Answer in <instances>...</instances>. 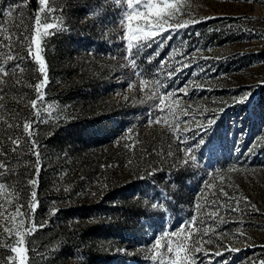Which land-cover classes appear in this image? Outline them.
<instances>
[{
  "label": "rangeland",
  "instance_id": "374dc122",
  "mask_svg": "<svg viewBox=\"0 0 264 264\" xmlns=\"http://www.w3.org/2000/svg\"><path fill=\"white\" fill-rule=\"evenodd\" d=\"M176 2L187 26L133 41V65L126 4L0 0V48L10 37L14 57L0 75V264H19L4 231L18 205L26 264H158L156 240L166 257L183 241L186 264L264 262V0ZM36 16L55 25L41 36V99ZM40 178L50 186L33 200Z\"/></svg>",
  "mask_w": 264,
  "mask_h": 264
},
{
  "label": "snow or ice",
  "instance_id": "6c2138e0",
  "mask_svg": "<svg viewBox=\"0 0 264 264\" xmlns=\"http://www.w3.org/2000/svg\"><path fill=\"white\" fill-rule=\"evenodd\" d=\"M120 4H126V8H122V17H121V25H125L127 27L126 33H124V36L127 40V48L129 52V59L130 62L134 65L135 61L131 59V50L136 47L140 48L143 47V44H134L133 41H143L144 43H147L148 41H151L154 39V37L162 33L165 30L170 29H180L183 27H186L189 23L188 20H179V17L183 15L184 13L182 10H180L177 6L176 0H117ZM49 3V0H40V4L42 6H47ZM19 5H17L18 7ZM41 11H44V7L41 8ZM48 11H54V9L49 8ZM7 15L12 16V11H9ZM138 21L139 23L134 25L133 21ZM55 27L52 23H43L41 22V19L39 16H36L34 21V30L35 35L31 37L30 44L35 45V56L34 59L39 65V71L44 74V80L41 83H38L34 86L38 99L42 98V93H40V89L44 83H46L47 77L45 72V61L43 60L41 56V36L48 35L49 32L48 29H52ZM41 28L44 31H41ZM9 39V44L4 45V48H7L8 51L4 52L3 48H0V75L6 76L9 73V69L4 66L3 61L5 60H12L13 54L11 50V44L13 43L10 39V37H6ZM29 55H32V49L29 46L28 48ZM16 69H19L21 72L23 71V68L20 67L19 64L13 65V68L11 71L15 73ZM19 82V81H17ZM157 86H159V82H155ZM141 87L143 88L144 85L148 84V80L141 79L140 81ZM151 98V97H148ZM249 96L245 95L243 97L237 98L238 103H246L249 100ZM4 99L3 95H0V101ZM164 101L160 100V105H163ZM2 107V105H0ZM31 107L33 109H36L37 107V101L33 100L31 102ZM160 111L163 112V108H160ZM38 114V111H37ZM175 118V117H173ZM162 122V117H156L154 120H150L149 124L152 123H160ZM164 123H168L167 121H163ZM185 123H187L185 121ZM211 123V121H209ZM8 127H12V124L9 123ZM31 122L25 121L23 124V131L25 133H28L29 136H31ZM176 129H179V124L175 125ZM11 143L14 145L12 148L13 152H17L19 149V146L21 144V138H15L11 139ZM199 143V142H198ZM33 146L35 147V142L33 141ZM37 156V170L39 165V153H34ZM0 155H6V153L0 152ZM196 156L193 152L192 148H186L185 149V158L184 163L187 164L189 161L196 162ZM8 170V166L4 161H0V175H3L5 171ZM29 184L35 185L37 183L36 179H30L28 181ZM4 187L3 184H0V189ZM36 196V193L32 192L33 200ZM2 207V205H0ZM22 205H18L16 207L15 213L12 215V220L15 221L16 217H22L17 224H14L13 228L5 227L4 231L6 233H9L10 235L15 232V235L19 237V239L16 241V244L18 246H14L11 248V251L13 253L17 254L19 264H26V251L27 249L23 246L25 244L24 235L28 234L32 231V226L28 228H24L25 221L27 220V215L25 213H22L20 211ZM30 207L34 210L36 207V204L33 202ZM4 215L3 212H0V216ZM7 218V217H6ZM193 219H195L193 217ZM22 229V230H21ZM172 235H176V233H173ZM176 243L175 249L172 247V244ZM161 245L160 240H156V248L157 251L153 255V260L158 259V264H186V256L182 257L181 252L185 251L187 249V245L183 242H174L169 241L168 247H167V253L172 254L171 256L166 257V253L159 251ZM198 250V249H197ZM264 264V262H262Z\"/></svg>",
  "mask_w": 264,
  "mask_h": 264
},
{
  "label": "trees",
  "instance_id": "16d2710c",
  "mask_svg": "<svg viewBox=\"0 0 264 264\" xmlns=\"http://www.w3.org/2000/svg\"><path fill=\"white\" fill-rule=\"evenodd\" d=\"M27 8L29 9L30 12H37L39 9V5H38V0H28V4H27ZM50 186V180H44V179H39L37 181V191H36V195H39L42 191H44V189L48 188ZM46 205V202L41 201V207H43Z\"/></svg>",
  "mask_w": 264,
  "mask_h": 264
}]
</instances>
